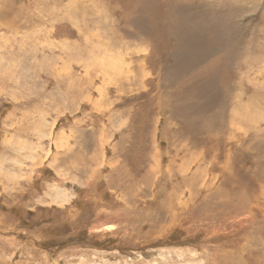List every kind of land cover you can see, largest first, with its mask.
Returning <instances> with one entry per match:
<instances>
[{
	"label": "rangeland",
	"instance_id": "1",
	"mask_svg": "<svg viewBox=\"0 0 264 264\" xmlns=\"http://www.w3.org/2000/svg\"><path fill=\"white\" fill-rule=\"evenodd\" d=\"M0 161V264H264V0H0Z\"/></svg>",
	"mask_w": 264,
	"mask_h": 264
},
{
	"label": "bare ground",
	"instance_id": "2",
	"mask_svg": "<svg viewBox=\"0 0 264 264\" xmlns=\"http://www.w3.org/2000/svg\"><path fill=\"white\" fill-rule=\"evenodd\" d=\"M2 161H0V169H2ZM108 228L110 229V228H112V226H108Z\"/></svg>",
	"mask_w": 264,
	"mask_h": 264
}]
</instances>
